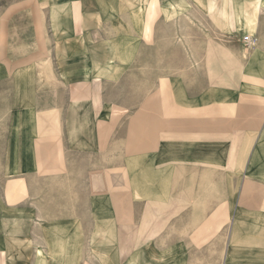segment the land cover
<instances>
[{"label":"crops","instance_id":"crops-1","mask_svg":"<svg viewBox=\"0 0 264 264\" xmlns=\"http://www.w3.org/2000/svg\"><path fill=\"white\" fill-rule=\"evenodd\" d=\"M103 4L0 0V264H264V0L170 74Z\"/></svg>","mask_w":264,"mask_h":264},{"label":"rangeland","instance_id":"rangeland-1","mask_svg":"<svg viewBox=\"0 0 264 264\" xmlns=\"http://www.w3.org/2000/svg\"><path fill=\"white\" fill-rule=\"evenodd\" d=\"M102 1L106 5V0ZM191 1H196L199 7ZM206 1L208 0H113L112 8L103 9V14L117 18H134L139 34L146 32L143 41L138 42L143 49L138 57L139 64H163L170 74L191 63L205 66L211 42L249 51L254 49L257 40L255 36L253 45H247L243 41L244 36H253L252 24L247 25L248 28L224 30V24L229 21L230 15L225 9H216L217 3L222 0H209L207 5L210 12L203 7ZM121 4L124 6L121 7ZM131 4L133 8L129 7ZM143 17H147L149 22V26H145L146 31L142 25H138L140 22L142 24ZM218 186H222L221 181ZM220 261L221 252L216 255L214 263L220 264ZM199 264H202V260H199Z\"/></svg>","mask_w":264,"mask_h":264},{"label":"built area","instance_id":"built-area-1","mask_svg":"<svg viewBox=\"0 0 264 264\" xmlns=\"http://www.w3.org/2000/svg\"><path fill=\"white\" fill-rule=\"evenodd\" d=\"M243 41L247 45H253L254 42H255V37L254 36H250V35H246V36L243 37Z\"/></svg>","mask_w":264,"mask_h":264},{"label":"bare ground","instance_id":"bare-ground-1","mask_svg":"<svg viewBox=\"0 0 264 264\" xmlns=\"http://www.w3.org/2000/svg\"><path fill=\"white\" fill-rule=\"evenodd\" d=\"M198 1H200V0H198ZM209 1V0H208ZM248 1H250V0H248ZM112 2H113V0H106V5H103L104 6V9H111L112 8ZM171 4H173V3H171ZM202 181V180H201ZM203 184V183H202ZM205 203V202H204ZM205 205V204H204ZM250 222V221H249ZM255 223V222H254ZM222 236V235H221ZM226 236V235H225ZM227 241V240H226ZM228 246V245H227ZM224 251V250H223ZM225 253V252H224ZM227 253V252H226ZM222 256H223V254H222ZM223 261V260H222ZM222 263V262H221Z\"/></svg>","mask_w":264,"mask_h":264}]
</instances>
